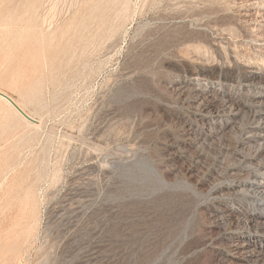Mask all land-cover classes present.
<instances>
[{"label": "rangeland", "instance_id": "1", "mask_svg": "<svg viewBox=\"0 0 264 264\" xmlns=\"http://www.w3.org/2000/svg\"><path fill=\"white\" fill-rule=\"evenodd\" d=\"M263 2L130 0L134 16L109 35L112 0H0V32L13 29L0 34V88L40 120L0 100V188L22 172L42 200L9 264H264V195L222 191L257 152L242 141L259 90L247 83H264L251 73L264 72ZM34 23L55 32L39 51Z\"/></svg>", "mask_w": 264, "mask_h": 264}, {"label": "bare ground", "instance_id": "2", "mask_svg": "<svg viewBox=\"0 0 264 264\" xmlns=\"http://www.w3.org/2000/svg\"><path fill=\"white\" fill-rule=\"evenodd\" d=\"M112 2H118L117 3L118 6L115 10V16H114L115 18L113 20V25L110 26L106 30V33L109 35H112L113 33H115L120 27L126 26L127 23L130 22L131 18L134 16V13L131 10L130 0H112ZM263 3L259 4L258 7L259 8L264 7ZM93 8H94L93 11H95L96 8H98V5L93 4ZM258 14H260V13L258 12ZM31 20H32V22H36L37 18H34V19L32 18ZM45 23H46V21H45ZM9 24L10 23H8V21L4 22L3 28H2L3 30H1L2 32H0V34H2V33H4L5 35H11L12 34V32H13L12 25L9 26ZM35 24L36 23L31 24L30 28L28 30L30 32H33L34 34H36V36H34V37L37 38L36 41H38V43L37 44L33 43V46L39 51V50H42L45 42H48L52 39L55 32H53V33L46 32L45 33L42 31L41 28H39ZM20 29L21 30H19V32L22 34V32L25 30V28L21 27ZM5 39H8V38H5ZM249 66H248V68H249ZM257 69L258 68L252 70L251 73L264 76V72L257 70ZM199 70H200V72H198V73H202L203 74L202 76H205L204 78H208L207 74L211 70L209 65L201 64V65H199ZM192 72H191V74H192ZM213 78H215V77H213ZM189 81L191 82L192 79H190ZM228 84H229L230 90L235 89L236 86L238 85L237 81H234V80L231 82H228ZM247 86H246L247 90L256 91L257 88H259V90H257L258 93L256 92L254 94V96H256V97L253 101L254 103H253V107H252V115H253V118L255 120V125H254V127H252L249 130L250 134H249V136H247V138L243 139L242 144L246 145V147L256 148L257 152L253 157H250V158L245 157L244 158L245 160L243 161L245 166L243 167L242 171H244L245 173H251L250 174L251 176L248 179L233 181L232 183H228L226 186L222 187V191L226 190L228 193H230V192L240 193V192H249L250 191V192H253V194L264 195V164L261 165V163L255 162V160L260 155L264 154V97H263L264 96V83H257V85H253V81H252V82H248ZM42 88H43V81L41 79H37L30 86V90L26 94H24V97L29 102L34 103L36 101L35 99H37V101L39 100V97L42 93ZM186 88H187V86H186ZM0 93H3V94L8 96V98H6L0 94V100H2L9 107V111L13 115H17L28 126H33L34 128L40 127V120L37 119L35 115H33L32 113H30L26 110L25 104L21 103L19 100L15 99L14 97H12L10 94H8L6 91L2 90L1 88H0ZM203 98H205V97H203ZM10 99H12L15 102V104H13ZM224 99H226V98H224ZM226 101H228V104L230 106L226 105V107L222 111H224V112L228 111L234 117L239 115L240 111H241L240 104L239 103L234 104L235 101L231 98L227 99ZM235 105H237V107H235ZM204 107H205V105H204ZM233 107H235V108H233ZM204 112H206V111H204ZM241 148H242V146H241ZM241 162H242V160H241ZM250 168H254V169L250 170ZM21 173H19L17 176L15 175V177H13L14 179L9 181L8 185L6 186V188L3 191L0 188V226L3 228L2 232L0 233V264L4 263V262L7 264L8 262H11L14 259L15 260L16 259H19V260L22 259L23 254L27 249L26 248L27 244H29L31 242L32 237L37 232V229H39L38 228V226H39V208H40V205L42 202L41 195H40V192L36 191V189L33 186H29V187L26 186L25 188L23 187L22 183H23L24 177H22ZM8 177H9L8 172H5L3 174L0 173V187H2L3 183L8 179ZM17 178L21 179L20 183H18V182L16 183ZM22 187L24 188L23 191H22ZM257 214H259L260 217H261V215L264 216V213H257ZM258 221H260V220H258ZM261 223L264 226V220Z\"/></svg>", "mask_w": 264, "mask_h": 264}, {"label": "water", "instance_id": "3", "mask_svg": "<svg viewBox=\"0 0 264 264\" xmlns=\"http://www.w3.org/2000/svg\"><path fill=\"white\" fill-rule=\"evenodd\" d=\"M1 95H3L4 97H6V98H8V96L7 95H5V94H3V93H0ZM11 100V102L13 103V104H15V102L12 100V99H10ZM29 117V116H28ZM32 119V118H31ZM33 120V119H32Z\"/></svg>", "mask_w": 264, "mask_h": 264}]
</instances>
